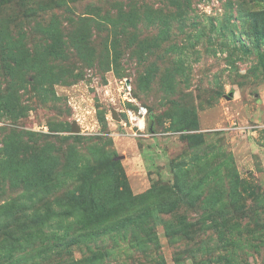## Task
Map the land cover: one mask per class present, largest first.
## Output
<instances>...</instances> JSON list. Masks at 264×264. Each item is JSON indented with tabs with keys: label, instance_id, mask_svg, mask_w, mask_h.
Wrapping results in <instances>:
<instances>
[{
	"label": "rangeland",
	"instance_id": "374dc122",
	"mask_svg": "<svg viewBox=\"0 0 264 264\" xmlns=\"http://www.w3.org/2000/svg\"><path fill=\"white\" fill-rule=\"evenodd\" d=\"M127 2L0 5V206L37 195L20 220L0 215V264H90L94 253L97 264H264V36L251 16L264 3L190 0L186 14L184 2L135 0L155 25L123 28L116 5ZM105 14L114 22L102 24ZM79 17L88 18L84 55L71 40ZM58 35L66 45H50ZM45 77L53 82L43 89ZM114 160L134 195L173 189L177 168L197 185L144 224L57 244L54 223L64 233L80 182L70 173ZM34 211L40 223H26Z\"/></svg>",
	"mask_w": 264,
	"mask_h": 264
},
{
	"label": "trees",
	"instance_id": "16d2710c",
	"mask_svg": "<svg viewBox=\"0 0 264 264\" xmlns=\"http://www.w3.org/2000/svg\"><path fill=\"white\" fill-rule=\"evenodd\" d=\"M10 1L11 0H1L0 5L7 4ZM171 1L176 4L184 2V4L182 5L179 4V11H181L182 13L187 14L191 8V4H189L190 0ZM255 1L264 3V0ZM127 6L128 8H124ZM144 6L146 9L150 8V6H148L144 2L137 4L135 0H129L126 6L117 4L116 9L120 11L119 13H121L122 15H126L125 23L122 24V27L128 28V26H130V28H136V26H138L139 24L152 26L155 25L152 14H146L142 17L137 15L135 9H141ZM95 10L97 11L98 9ZM96 11L90 10V12ZM152 13H155V11ZM99 16H101V19H103L101 21L102 24L104 20H107L108 22H114V20H112V18H110V15L108 14ZM251 16L253 19L252 28L264 36V6L255 11H251ZM86 20H88L87 17L78 18L77 21L82 22L83 25L75 30V33L71 39L73 40L72 45H75L78 53H80L81 55H84V50L86 47L87 49H91V47H88L90 45V41L88 38L89 35H85L87 33V29H81L85 27L86 24L84 25V22ZM54 25V27H51L49 29L54 31L55 29H57V32L58 30L60 31V28L57 26L56 22H54ZM50 45H54L56 47V45H66V43L62 39V35H58L57 37L55 36L53 43H51ZM49 49L52 50V46H50ZM10 64L11 63H7V67L16 69ZM20 80L21 81L19 82H24L26 80V76L22 74ZM38 82H40V84H42L41 87L45 89V85L53 81L51 78L45 77L42 79H38ZM11 97L5 98L4 101V107L8 111ZM24 158L32 159L33 153H25ZM98 168L105 171L107 179L114 177V182H108V185H103L104 178L101 174L97 173L96 176H93L94 172ZM121 169L122 168L119 161L115 160L112 162H107L105 164V167H103L102 165H98L95 169H88L89 173H82V170L80 171L78 167L74 168L75 171L70 173V176L71 178L79 179L80 182L77 188L72 192L71 198L68 202L67 210L69 211V215L66 219L67 222L65 223V226H63L65 229L64 233L60 234V232L58 231V229H60L61 227V222L54 223V225L57 227H54L52 231L53 236L57 238V244H60L61 241L64 244L79 243L93 238L95 239L99 236L108 235L123 228L126 229L132 224H144L146 223L148 217L151 216V214L156 210H159L161 212H169L174 210L176 206H178L185 199V197L191 196V191H193L195 186L197 185L194 182L188 184L185 177L186 174L181 171L182 169L177 168V171L175 172L176 182L173 186V189L169 188V186L164 185L163 187L155 189L152 188L143 194L134 195L128 185L125 173L122 172ZM26 170L28 169L26 168ZM87 180L90 183L89 186L87 184ZM184 183L185 187L187 186L185 189L182 186V184L184 185ZM36 196L37 195L35 193L31 192L30 196L27 197V199H22V201L15 199L8 203L2 204L0 206V215L4 216V218L9 215L10 217H15L17 218V220H20V218L17 216L20 214H26L27 206L31 204L30 201L35 200ZM28 218L29 219L26 223H30L33 225L35 223L39 224L41 220L39 212L35 211L33 213L29 212ZM47 222L48 221L44 220L45 224H47ZM42 236L48 238V235L46 233H43ZM34 238H40V235L35 234ZM21 244L22 242L20 243V245ZM102 257V255L100 256L98 253H94L86 257L85 260H87V262H89L90 264H97ZM71 264H76V262L74 263V261L72 260Z\"/></svg>",
	"mask_w": 264,
	"mask_h": 264
},
{
	"label": "built area",
	"instance_id": "2783aa9c",
	"mask_svg": "<svg viewBox=\"0 0 264 264\" xmlns=\"http://www.w3.org/2000/svg\"><path fill=\"white\" fill-rule=\"evenodd\" d=\"M146 111H147V110L143 108L142 111L139 112V114L143 116V115L146 114ZM131 118H132V119H136V120L138 119V123H137V125H138V128H139L140 130L145 129V127H146V123L144 122V119H141V118H139V117L137 118V117H135V115H133V114H131Z\"/></svg>",
	"mask_w": 264,
	"mask_h": 264
},
{
	"label": "water",
	"instance_id": "95a60500",
	"mask_svg": "<svg viewBox=\"0 0 264 264\" xmlns=\"http://www.w3.org/2000/svg\"><path fill=\"white\" fill-rule=\"evenodd\" d=\"M128 82H129V80H128ZM113 117L115 118V119H118V120H120V117H119V115L117 114V111H115V110H113ZM80 132V127L78 126V124L75 122V123H73V125H72V133H74V134H78Z\"/></svg>",
	"mask_w": 264,
	"mask_h": 264
}]
</instances>
